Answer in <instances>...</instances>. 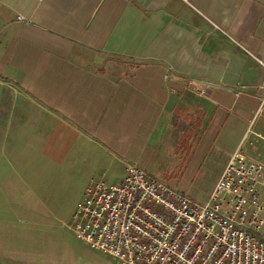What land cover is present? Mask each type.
Instances as JSON below:
<instances>
[{
  "label": "crops",
  "instance_id": "obj_1",
  "mask_svg": "<svg viewBox=\"0 0 264 264\" xmlns=\"http://www.w3.org/2000/svg\"><path fill=\"white\" fill-rule=\"evenodd\" d=\"M263 88L264 0H0V218L43 230L130 164L214 172L209 196L236 149L264 157Z\"/></svg>",
  "mask_w": 264,
  "mask_h": 264
},
{
  "label": "built area",
  "instance_id": "obj_2",
  "mask_svg": "<svg viewBox=\"0 0 264 264\" xmlns=\"http://www.w3.org/2000/svg\"><path fill=\"white\" fill-rule=\"evenodd\" d=\"M71 221L111 264H264V157L236 149L203 203L130 164L115 184L91 181Z\"/></svg>",
  "mask_w": 264,
  "mask_h": 264
},
{
  "label": "rangeland",
  "instance_id": "obj_3",
  "mask_svg": "<svg viewBox=\"0 0 264 264\" xmlns=\"http://www.w3.org/2000/svg\"><path fill=\"white\" fill-rule=\"evenodd\" d=\"M177 174L176 177L164 178V182L174 188L185 186L186 195L190 199L203 203L208 196L209 185L213 180L214 172L198 175L194 179L190 178L185 172H178ZM77 188L78 186H75V188H70L66 194H60L59 202L56 204L49 203V208L39 211V214L45 218L43 222L47 223V225H44L43 230L40 229V226H33L34 228H32L29 225L24 227L22 221L16 222L14 218H6L2 215L0 218L2 233L8 230L4 227L7 223L12 224L14 238L17 237V230L19 232L23 227L28 228L30 232L22 235L19 238L20 241H0V264H111L107 256L88 248L75 238L70 227L72 225V214L70 219L63 223L65 213L75 205L78 196ZM75 207L76 205L74 210ZM31 221L30 218V224ZM38 229L42 231L39 233ZM32 231L35 233H32ZM22 248L30 255L24 257L22 253H15V251ZM37 249L43 254L42 257H37L36 253L33 252ZM31 255L32 257H30Z\"/></svg>",
  "mask_w": 264,
  "mask_h": 264
}]
</instances>
